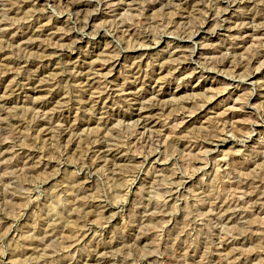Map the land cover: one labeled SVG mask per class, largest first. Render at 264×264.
<instances>
[{"label": "rangeland", "instance_id": "374dc122", "mask_svg": "<svg viewBox=\"0 0 264 264\" xmlns=\"http://www.w3.org/2000/svg\"><path fill=\"white\" fill-rule=\"evenodd\" d=\"M0 264H264V0H0Z\"/></svg>", "mask_w": 264, "mask_h": 264}, {"label": "bare ground", "instance_id": "6f19581e", "mask_svg": "<svg viewBox=\"0 0 264 264\" xmlns=\"http://www.w3.org/2000/svg\"><path fill=\"white\" fill-rule=\"evenodd\" d=\"M79 26V25H78Z\"/></svg>", "mask_w": 264, "mask_h": 264}]
</instances>
